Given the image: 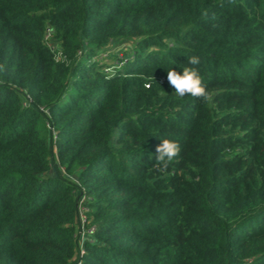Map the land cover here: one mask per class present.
<instances>
[{
    "label": "trees",
    "instance_id": "1",
    "mask_svg": "<svg viewBox=\"0 0 264 264\" xmlns=\"http://www.w3.org/2000/svg\"><path fill=\"white\" fill-rule=\"evenodd\" d=\"M0 264H264V0H0Z\"/></svg>",
    "mask_w": 264,
    "mask_h": 264
},
{
    "label": "clouds",
    "instance_id": "2",
    "mask_svg": "<svg viewBox=\"0 0 264 264\" xmlns=\"http://www.w3.org/2000/svg\"><path fill=\"white\" fill-rule=\"evenodd\" d=\"M200 59L197 56L188 58L187 65L183 67L182 74L173 70L167 71V79L170 85L175 89V94L179 97L191 95L198 99L208 100L211 93L207 90V86L199 72L198 65ZM156 149V164L161 169H166L170 162L176 158L181 146L177 141L164 139Z\"/></svg>",
    "mask_w": 264,
    "mask_h": 264
},
{
    "label": "rangeland",
    "instance_id": "3",
    "mask_svg": "<svg viewBox=\"0 0 264 264\" xmlns=\"http://www.w3.org/2000/svg\"><path fill=\"white\" fill-rule=\"evenodd\" d=\"M126 49H127V45L125 42H122V41L116 42L112 44L110 48H108L107 53H104L102 55V61L104 62V59L109 55V58H108L109 63L111 60L113 64L118 63L117 59L124 57V54H126L125 53Z\"/></svg>",
    "mask_w": 264,
    "mask_h": 264
},
{
    "label": "built area",
    "instance_id": "4",
    "mask_svg": "<svg viewBox=\"0 0 264 264\" xmlns=\"http://www.w3.org/2000/svg\"><path fill=\"white\" fill-rule=\"evenodd\" d=\"M80 211H81V212L84 211V208H83V209H80ZM80 220H81L82 222H84V217H83L82 214H81V216H80Z\"/></svg>",
    "mask_w": 264,
    "mask_h": 264
}]
</instances>
